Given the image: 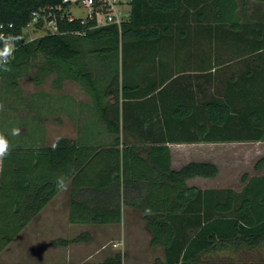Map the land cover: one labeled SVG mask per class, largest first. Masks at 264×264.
Listing matches in <instances>:
<instances>
[{
  "label": "trees",
  "instance_id": "obj_1",
  "mask_svg": "<svg viewBox=\"0 0 264 264\" xmlns=\"http://www.w3.org/2000/svg\"><path fill=\"white\" fill-rule=\"evenodd\" d=\"M62 3L0 0V22L14 24L19 46L15 58L0 65V72L28 69L42 54L44 74L55 73L59 86L68 79L80 83L101 121L95 127L92 120L93 127H87L86 134L85 127L80 129L76 139L60 137L52 145L22 146L15 143L19 141L15 136L8 140L2 134L6 142L13 143H7L2 156L0 253L62 190L56 185L58 177L64 178L65 186L70 185L72 224H120L124 208L137 211L151 236V245L164 253V259L153 264H209L202 262V257L213 250L259 245L264 240V174L245 173L242 180L246 185L241 192L201 189L188 180L216 177V164L191 161L175 169L170 144L264 141V92L252 93L250 82L221 83L218 57L213 64L218 92L212 95L191 88L188 75H184L187 68L167 78L153 67L147 76L130 72L133 60L138 65L145 61L143 52L148 46L178 40L182 35L189 38L191 34L185 31L189 28L183 27L188 25L190 9H195L199 21L212 11L215 22L226 19L237 28L238 1L131 0L130 19L121 29L117 25L93 28L79 19H64L59 20V33L26 41L23 29L33 12ZM121 42L124 70L128 63L122 82L119 74L115 78L111 74ZM154 75L162 79L156 80ZM250 75L245 73L247 78ZM42 81L37 77L38 83ZM172 83L177 86L175 93L174 87L169 88ZM100 124L110 141L102 138L103 131L97 128ZM263 169L264 156L254 165L257 172ZM93 237L87 230L55 243L68 246L91 242ZM125 259L126 254L119 251L97 262L0 264H124Z\"/></svg>",
  "mask_w": 264,
  "mask_h": 264
},
{
  "label": "rangeland",
  "instance_id": "obj_2",
  "mask_svg": "<svg viewBox=\"0 0 264 264\" xmlns=\"http://www.w3.org/2000/svg\"><path fill=\"white\" fill-rule=\"evenodd\" d=\"M242 2H244V6H242ZM246 2L253 4L251 0H239L241 11L246 10ZM76 12L75 10V15L79 16L80 14ZM225 22L226 19L224 22L219 21V27H216L218 29H210L208 33H205L201 28H197L186 40L182 38L185 35H182L178 37V40L175 38V40L160 41L156 46H148L143 52L146 54L145 61L138 65L133 60L130 63V72L133 74L137 71L143 76H147L149 68L153 67L159 75L161 74L164 78H167L179 69L183 73V69L186 68L207 67L213 61L212 52H214V49L215 56L220 57L218 51L221 50L219 49L221 48L220 45L225 41L226 31L222 30V25ZM31 30L32 26L23 29L26 40L35 37ZM185 31L191 33L188 30ZM36 36V38L41 37V35ZM123 54L121 42L118 58L114 59L115 66L111 71L114 78L116 74H119L121 82L123 81L124 71L128 69L127 63L124 70ZM44 61L45 57L39 54L28 69L16 72L9 69L7 72H0V138H2V134L8 140L10 136H15V139H19L15 143H20L22 146H32L38 143L52 145L60 137L76 139L81 133L78 122L83 117L86 118H84L85 134L87 127L89 130L90 127H93V124L96 127V124L101 121L98 113L93 111V107H91L92 99L89 93L82 85L74 80H65L59 86L55 82L57 76L55 73L46 75L41 70ZM203 62L204 64L200 66ZM159 75H154V78L161 80L162 78ZM37 77L42 78L43 81L38 83ZM15 82H17V85H15ZM218 84H214L212 93L214 91L217 94L216 85ZM175 86L174 83L169 86L171 89L174 87V93L177 90ZM248 86L251 87L252 93L264 92L263 82L248 83ZM60 92L70 93L72 97H69L70 99L56 98L55 101L48 97V93ZM65 101L70 106L68 111L66 113L54 112L55 110L52 109L53 103H64ZM84 103L90 105L84 108L86 107ZM77 110L79 113H75ZM82 112L83 114H80ZM121 121H123V109L121 110ZM102 124L97 125V128L103 131L102 138L104 137V140L108 142L112 138H107V130ZM8 140V145L12 146L13 141L8 142ZM174 150L177 151V149ZM210 154L218 167L219 174H217L216 179V184L219 186L211 189L230 188L235 192H241L246 185L242 177L245 173L254 174L255 163L264 155V143L215 144ZM200 156H198L199 159ZM175 165H182L179 158H176ZM1 166L2 156H0V176ZM224 183L234 187H223ZM66 194L62 191L59 197L56 200L54 199L55 201L39 216L42 222L35 223L34 226L29 225L24 235L20 233L9 247L0 253V263L51 262L54 260L61 263H71L73 261L97 262L101 261V258L110 249H114L115 252H127L129 256L134 255L135 252H142L143 237L147 235L145 225L143 222H133L126 218L124 229L118 236L120 237L119 240L123 241V247H116L118 246L115 243L117 240L114 239H118V237L112 228L88 226L87 228L93 233V239L95 238L94 242H88L90 244L86 247V252L89 253L88 258L81 259L78 247L73 245L74 249L70 254L71 261L65 262L68 261L65 257L66 250L57 245L55 241L62 238V235L72 239L83 230L82 226L73 227L74 224H69V194ZM138 239H140V242H137ZM137 256H140V264H145L143 255L139 254ZM202 262L209 264H264V240L253 249L241 245L213 250L202 257ZM126 264H130V262L128 261Z\"/></svg>",
  "mask_w": 264,
  "mask_h": 264
},
{
  "label": "crops",
  "instance_id": "obj_3",
  "mask_svg": "<svg viewBox=\"0 0 264 264\" xmlns=\"http://www.w3.org/2000/svg\"><path fill=\"white\" fill-rule=\"evenodd\" d=\"M239 3V0H237ZM253 1V4H249V2H246V10L241 11V6L239 4L236 17L238 18V24L237 28L233 29L231 26L230 22L226 21L222 25V30L226 31L225 33V41L220 45L221 49L219 52L220 57H218L219 61L222 62V67L221 73H223V80H221V83H226V82H232V81H240V82H250V83H255L256 81H260L264 83V1H256V0H251ZM244 2H242V6ZM186 12V11H185ZM189 14L188 21H187V26L181 25L183 28H189L188 31H190L191 35L194 30L197 28L203 29L205 33H208L209 30L211 29H218L216 27H219V22L214 21V13L212 11H207L205 14V19L202 21H199L198 18V13L195 12V9H190L187 11ZM229 16V15H228ZM231 17V16H229ZM217 23V24H216ZM176 31V30H175ZM208 51V50H207ZM213 55V61L208 64L207 67L205 68H198V69H193L192 67L187 68L186 75H188L187 80L190 83V86L192 89L195 90L196 93H199V89L205 90L207 94L209 95V92L212 93V90L214 89V84L218 81H216V70L214 69L213 64H215L216 61V56H215V49L214 52H212ZM204 62L200 65L202 66ZM210 66H212V69H209ZM246 72H250L251 75L248 76V78L245 76ZM232 77L235 78V80L231 79ZM69 80V79H68ZM218 80V79H217ZM213 88V89H212ZM90 96V95H89ZM48 97L50 99H53L55 101L56 98H65V99H70L69 97H72L70 93L66 92H60V93H48ZM208 97V96H207ZM112 99V97L109 98V101ZM87 108L90 104L91 107H93V104H87L84 103ZM83 104V105H84ZM70 108L69 105H67L66 101L63 102H58L57 104L54 102L52 109L55 110L54 112L58 113H66L68 109ZM75 113H79V111H75ZM80 114H83L80 113ZM85 117H83L82 120H79L78 125L79 129H83L85 125ZM92 120V119H91ZM74 139V138H73ZM235 143H264V141H250V142H220V143H213V142H194V143H179V144H170L171 148V154H172V166L175 169H180L187 163L191 161H198V162H211L215 164L214 159L211 157L212 155L210 152L214 149L215 144H235ZM179 147V149H178ZM174 149H177L175 151ZM201 156H200V155ZM195 155L200 156V159L198 156L195 157ZM264 156V155H263ZM262 156V157H263ZM191 157V158H190ZM176 158H179L180 162H182V165L176 166ZM261 158V157H260ZM186 160V161H184ZM254 174H264V169L257 172L254 170ZM253 174V175H254ZM219 175V174H218ZM218 175L214 178L210 177H193L188 180L189 184H193L195 186L201 187L203 189H211L214 187L219 186L216 184V179ZM201 182V185H200ZM223 187H234L231 186L230 184L224 183ZM63 192H66L69 194L70 191V185H66L64 189H62L58 195L54 198L55 200L59 197V195ZM66 194V195H67ZM52 200L41 212V214L45 211L47 207H49L55 200ZM40 214V215H41ZM128 218L133 222H143L145 225V230H146V236L143 237V250L141 253L135 252L134 255H130L127 252L122 251L126 254V259L124 261V264H126L128 261L130 264H140V256H137L139 254L143 255L144 258V263L145 264H153L156 262L158 259H164V253L163 250L160 247H154L151 245V236L146 229V224L142 218V216L135 210H132L131 208H124V213H123V220L122 223L120 224H106V225H96V227L100 228H105L109 227L113 229V232H116L117 237L120 236V233L122 231L125 219ZM41 218L39 217L38 219L33 220L30 222L26 228L21 232L22 235L25 234L26 229L28 226H34L37 223L42 222L40 220ZM40 220V221H39ZM69 222V221H68ZM36 223V224H35ZM69 224L72 225V223L69 222ZM53 225V224H52ZM83 227L81 232L89 230L87 227L91 225H85V224H74L73 227ZM120 226V228H119ZM93 227V226H91ZM95 227V226H94ZM81 229V228H80ZM79 232V233H81ZM78 233V234H79ZM115 234V233H114ZM62 238H67V236L62 235ZM118 239L115 243L118 245L116 247H123V241L121 242ZM95 238L91 241L94 242ZM140 239L137 240V242ZM90 243L88 242H80L77 244H71L68 246H62L66 252H65V257L68 259V261L65 262H70L71 261V251L74 249V247H78V253L80 254V258H88V251L86 252V247ZM76 245V246H75ZM134 249V247H133ZM121 250V249H120ZM131 251V250H130ZM115 253L114 249H110L109 252H106L105 256L101 258L102 260L107 257L108 255H111ZM132 256V259H131ZM73 262H78L79 261H73ZM45 263H61L58 261H51V262H45ZM63 263V262H62Z\"/></svg>",
  "mask_w": 264,
  "mask_h": 264
},
{
  "label": "built area",
  "instance_id": "obj_4",
  "mask_svg": "<svg viewBox=\"0 0 264 264\" xmlns=\"http://www.w3.org/2000/svg\"><path fill=\"white\" fill-rule=\"evenodd\" d=\"M75 10L80 14L79 16L75 15ZM130 16L131 0H63L62 4L47 6L33 12L32 19L27 26H32L31 33L35 37L25 40H34L36 35L59 33V20L79 19L82 23H91L93 28L117 25L121 29ZM6 42L12 49L6 62L8 63L15 58L19 46L14 24L0 22V52L4 50Z\"/></svg>",
  "mask_w": 264,
  "mask_h": 264
},
{
  "label": "clouds",
  "instance_id": "obj_5",
  "mask_svg": "<svg viewBox=\"0 0 264 264\" xmlns=\"http://www.w3.org/2000/svg\"><path fill=\"white\" fill-rule=\"evenodd\" d=\"M11 51H12L11 47H9L6 42V46L4 50L0 52V65L5 64L7 62V59L10 56ZM7 149H8L7 142L3 138H0V156H3L7 152ZM56 185L58 189H64L65 188L64 178L58 177L56 180Z\"/></svg>",
  "mask_w": 264,
  "mask_h": 264
}]
</instances>
